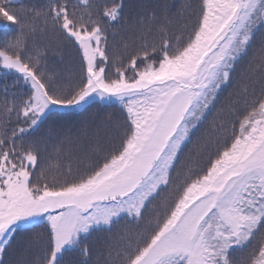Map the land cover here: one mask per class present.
Segmentation results:
<instances>
[{
	"label": "snow or ice",
	"instance_id": "1",
	"mask_svg": "<svg viewBox=\"0 0 264 264\" xmlns=\"http://www.w3.org/2000/svg\"><path fill=\"white\" fill-rule=\"evenodd\" d=\"M0 264H264V0H0Z\"/></svg>",
	"mask_w": 264,
	"mask_h": 264
},
{
	"label": "trees",
	"instance_id": "2",
	"mask_svg": "<svg viewBox=\"0 0 264 264\" xmlns=\"http://www.w3.org/2000/svg\"><path fill=\"white\" fill-rule=\"evenodd\" d=\"M25 2H27V0H25ZM73 2H75V0H73ZM94 2L102 3L103 0H94ZM173 2L175 3V5L177 7H179V5L183 2V0H173ZM113 31H117V35L113 36ZM108 35H109V51H110V53L112 51L120 50V48H121V36L123 35V33L120 32L118 29H113L110 27ZM131 51L132 50L129 49V52H131ZM73 55H74V53H73ZM66 59H68L67 56H66ZM74 63H78V62L74 61ZM238 71H239V69H238ZM229 91H232L231 87L225 91L224 96H227ZM222 99H223V97H222ZM97 112H98V117L100 119H103L107 115V113H109V112L114 113L116 118H118V119L121 118L119 113L115 109L103 108V109L98 110L96 105H92V106L88 107L85 112L81 113V117H88L90 114L97 113ZM209 119H211V117ZM50 152H51V148L48 149V152L42 153V162L46 159V157L48 156V154Z\"/></svg>",
	"mask_w": 264,
	"mask_h": 264
}]
</instances>
